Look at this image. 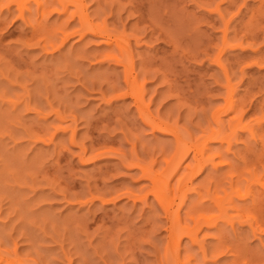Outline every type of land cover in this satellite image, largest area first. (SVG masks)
Instances as JSON below:
<instances>
[{
  "label": "rangeland",
  "instance_id": "obj_1",
  "mask_svg": "<svg viewBox=\"0 0 264 264\" xmlns=\"http://www.w3.org/2000/svg\"><path fill=\"white\" fill-rule=\"evenodd\" d=\"M59 1L0 0V264H264V0ZM78 7L111 38L82 33ZM124 51L154 117L193 143L226 133L205 154H226L217 170L189 179L192 153L169 168L173 135L144 125L131 97L108 103ZM229 95L241 109L225 110ZM207 186L233 188L221 212ZM200 201L213 223L194 222Z\"/></svg>",
  "mask_w": 264,
  "mask_h": 264
},
{
  "label": "bare ground",
  "instance_id": "obj_2",
  "mask_svg": "<svg viewBox=\"0 0 264 264\" xmlns=\"http://www.w3.org/2000/svg\"><path fill=\"white\" fill-rule=\"evenodd\" d=\"M35 2H36V4H37V6H39V4H40V2H39V0H34ZM57 1V0H56ZM61 1H63V0H61ZM67 1V0H66ZM74 2H79V0H73ZM44 2H46V1H44ZM51 2H52V0H51ZM70 1H68V3H69ZM58 3H61L59 0H58ZM52 6L53 5H55V3L54 4H52V3H50ZM65 4V3H64ZM66 4H67V2H66ZM58 5V4H57ZM56 5V6H57ZM60 5V4H59ZM63 5V4H62ZM22 8V7H21ZM63 8V7H62ZM58 8H56V9H54V10H57ZM64 10L65 9H67V8H63ZM78 9H79V11H80V15L77 13L78 12ZM78 9H77V12H76V10H75V12H76V14H78V18H80L79 20L80 21H78V22H80L79 23V25L80 26H82V27H84V29H82L81 27V30H82V33H84V31H86V32H89V31H92L91 33H94L93 31H95V29H96V27L94 28V30H92L93 29V26L94 25H92V23H91V21H89L88 19H87V14H84L83 13V10H81L82 9V7L80 8V7H78ZM47 10V9H46ZM66 11V10H65ZM8 12V11H7ZM75 12H72L73 14H71L70 16H74L75 15ZM20 16H22L21 17V19H24L23 18V11L21 10L20 11V15H19V18H20ZM72 18V17H71ZM96 26V25H95ZM98 27V26H97ZM102 27V26H101ZM103 27H105V26H103ZM87 29V30H86ZM97 29H100V31H98ZM96 29V31H98L97 33H96V35L98 34V35H100L101 36V33L104 35V36H106V37H110L111 36V34H113V33H111L109 30L108 31H106L105 30V28H97ZM89 30V31H88ZM81 33V32H80ZM81 33V34H82ZM66 36V35H65ZM113 36V35H112ZM69 37V36H68ZM68 37H66V38H68ZM113 37H115L114 39H112L113 40V43L116 45V46H118L119 48L118 49H121V51H123V50H127V49H125V48H123V46L121 45L122 44V42L118 39V37H116V36H113ZM112 37V38H113ZM65 37H64V39H66ZM111 38V37H110ZM109 38V39H110ZM63 39V40H64ZM108 39V40H109ZM107 39L105 38V41H106ZM107 40V41H108ZM112 40H110V41H112ZM54 43H55V40H52ZM52 41H50L48 44L51 46L52 44H53V42ZM61 41H62V39H61ZM65 41V40H64ZM64 41H62V43L64 42ZM106 41V42H107ZM120 42H121V44H120ZM51 43V44H50ZM61 43V42H60ZM61 43V44H62ZM107 43H109V42H107ZM112 43V44H113ZM226 43V39L224 38V40H223V44H225ZM39 44V43H38ZM56 44V43H55ZM54 44V45H55ZM114 45V46H115ZM53 46V45H52ZM57 46H59V45H57ZM61 46V45H60ZM122 46V47H121ZM56 49H58V48H56ZM113 51V50H112ZM116 51V50H115ZM125 52V51H124ZM124 52H120V54H115V56L117 57H119V55L121 56ZM111 54V53H110ZM124 54H127V55H124V57H122V58H117L116 60L119 62V63H121V65H123V68H124V76H123V79H122V81L124 80V89L121 91V92H118V94H116V93H114V90L112 91V87L114 86H112V87H110V90L112 91L111 93L112 94H115L113 97H109L108 99H107V101H108V103H112L111 102V99H113V98H122V99H124L125 97H131L132 98V100H133V102H134V104H135V108L138 110L137 111V113L139 112L140 113V115H141V122H143L144 123V125H146V126H149V128L152 130V132L154 131H162L163 133H170V134H172L173 135V139H175L174 140V143H176L175 144V146L174 147H176L175 148V151H174V153L172 154V156L171 157H169V159L167 160V161H165L166 162V166H170V165H172L173 166V170H176L175 168H179V165L182 163V161L186 158L187 159V157L192 153V158H191V163H189V165L188 166H186V167H188L189 168V170H188V172H187V170L185 171L186 172V174H185V172H183L184 174H185V176L188 174L189 175V173H190V175H189V179H192V176L193 175H197V173H199V172H201V169H203L204 167H206L207 166V164H210L211 166H212V168L214 169V170H217L218 169V165H221V164H224L225 163V161L223 162V160H221V162H219L218 164H216V163H214V158L215 157H221L222 159H224L225 157H226V154H224L222 151H220V150H218V151H216V152H214V153H212V154H210L209 156H205V154H206V151L207 150H209L208 148H209V143H211V142H214V141H218L220 144H222L224 141H226L228 144L230 143L229 142V139L227 140V135H226V133H224L223 132V130H221V129H217V130H209V129H206V130H208V132L207 133H204V134H207L204 138H202L201 140H199V138H198V140L199 141H197V142H191V139H190V137H188V139H187V136L185 137V136H183V133L178 129V128H176L177 126L175 125H169L168 124V122H164L163 120L161 121L160 119H158V116H157V118L156 117H154L153 116V112L152 113H150L151 111H149L148 109H147V107H148V105H146V103L144 104V93L146 92L145 91V75L143 76V78H140V79H142V80H140L139 81V79H138V75L135 73V71H134V67H133V62L131 61V59H129L128 58V53L127 52H125ZM113 56V55H112ZM123 56V55H122ZM115 57V58H116ZM262 57H264V55H262ZM218 58V57H217ZM112 60V59H111ZM122 85V86H123ZM118 87H116V85H115V87L116 88H119V85H117ZM101 88V87H100ZM168 89V88H167ZM227 89V88H226ZM230 89H231V86H230ZM100 90H102V89H100ZM109 90V89H108ZM174 90V89H173ZM118 91V90H117ZM145 91V92H144ZM170 91V90H169ZM100 92V91H99ZM106 93V92H105ZM100 94L103 96H101V98H105V94H103V92L101 91L100 92ZM231 94V93H230ZM110 96H112L111 94H110ZM227 96H228V94H227ZM233 98H232V96H230L229 95V97L227 98V100H226V103H225V106H224V108H225V110H233V111H235V109H238L239 107V105H242L243 104V101L241 102V100H240V102H241V104H239L240 102H234L233 100H232ZM245 102V101H244ZM146 105V106H145ZM239 109H241V106H240V108ZM237 111V110H236ZM241 111H245V110H241ZM240 110H239V112L237 113V115H238V119L239 118H241L242 116L241 115H243V113L241 112ZM158 112V111H157ZM157 114V113H156ZM139 115V116H140ZM261 119H264V117H262V118H260V120ZM240 120V119H239ZM257 120V119H256ZM258 122H259V119L257 120ZM261 121H264V120H261ZM257 122V123H258ZM260 123V122H259ZM258 123V124H259ZM262 123V122H261ZM260 123V125H262ZM237 127V126H236ZM202 131V130H201ZM202 132H205V129H203V131ZM204 134H202V136L204 135ZM121 160H123V161H126V158L125 157H122L121 158ZM153 161V160H152ZM132 164H134V165H138V166H140L141 168H142V170H143V172L145 173V174H148V176L151 178V181H152V183H153V185H154V193H156V194H158L157 196H159V193H161V195L163 196V194H162V192L161 191H159V189H160V187H159V184H158V182L161 180V179H158L157 177H155V176H152L151 175V172H150V169L149 168H147L145 165H143V164H141L142 162H139V161H137L136 160V158H132V162H131ZM172 163V164H171ZM229 164V163H228ZM150 165V164H149ZM230 165V164H229ZM172 166H170L169 168H171ZM171 169V170H172ZM186 169V168H185ZM196 169V170H195ZM172 172H174V171H172ZM182 173V174H183ZM169 176V175H168ZM167 176V177H168ZM170 177H171V175H170ZM182 177V176H181ZM191 177V178H190ZM194 177V176H193ZM182 178H185V177H182ZM187 179V178H186ZM178 185H181L180 183H181V178L179 179L178 178ZM185 180V179H184ZM233 179H231V181H232ZM163 181V180H162ZM169 181V180H168ZM190 181V180H189ZM240 181V180H239ZM164 182V181H163ZM230 182V181H229ZM228 182V183H229ZM241 182V181H240ZM239 182V183H240ZM162 183V182H161ZM231 183H233V182H230L229 183V185H232ZM164 186V185H163ZM178 187V186H177ZM211 188V187H210ZM209 188V186H207L206 188H205V192L203 193V195H201V197L204 199V201L206 200V201H209L210 203L212 202V205H214V206H216L215 208L216 209H219L220 210V212H221V210H223V209H225V206H224V204L225 203H227L226 201L231 197V195H233L232 193H233V188H231V186L229 187L230 188V192H225V191H223L224 192V195L222 196V195H220V194H215V193H213V192H210V189ZM238 188V187H237ZM165 189V188H164ZM178 189V188H177ZM176 189V190H177ZM193 189V188H192ZM240 188H238V190H239ZM155 190H156V192H155ZM193 190H195L196 191V189L194 188ZM236 191H237V189H236ZM235 191V189H234V193L236 192ZM246 191H247V189H246ZM249 191V190H248ZM247 191V192H248ZM194 192V191H193ZM238 192H240V191H237L236 193L238 194ZM218 193H219V191H218ZM236 193L234 194V195H236ZM155 194V195H156ZM245 193H243V197H245V195H244ZM160 195V196H161ZM240 196H242V194L240 195ZM239 196V197H240ZM255 197H257V200H259L258 201V203H256V204H258V205H260V206H264V205H262V204H260V202H261V200L260 199H262V197H264V192H262V193H259V194H257ZM163 199H165V207H167V209H165L166 210V213H167V211H169V206H170V208L172 207V202L170 201V200H168V199H166V197L164 196L163 197ZM255 199V201H257L256 200V198H254ZM230 200V199H229ZM228 200V201H229ZM182 201V200H181ZM199 202V201H198ZM202 203H203V200H202ZM254 203V202H253ZM181 205V204H180ZM203 205V206H202ZM209 204H207V206L205 207L204 206V204H201V201H200V204H199V206L198 207H195L194 208V210H193V214H191L192 216L194 215V214H196V213H198V215H196V217H195V219H193L194 220V222L196 223V224H202V223H205V225L207 224H210V223H213L214 221H215V217H214V220H213V222H212V216H210L211 214H212V209H213V206H208ZM193 206H195V205H193ZM254 207L256 206L257 207V205H253ZM224 207V208H223ZM260 208V207H259ZM259 208H257V209H259ZM262 209V208H261ZM190 211V210H189ZM216 211H218V210H216ZM219 212V211H218ZM219 212V213H220ZM226 211H224L223 213H225ZM258 212V211H257ZM262 212H264V211H262ZM261 212V213H262ZM169 213V212H168ZM260 213V212H259ZM178 214V213H177ZM262 214H264V213H262ZM213 216H215L214 215V213L212 214ZM220 215V214H219ZM216 216L217 218H220V216ZM224 214H222L221 215V217H224L223 216ZM227 215V214H226ZM177 216H179V214L177 215ZM255 216V215H254ZM262 217H264V215H261ZM175 217H176V215H175ZM261 218V217H260ZM177 219V218H176ZM217 223V222H216ZM216 223H214V225L216 224ZM261 226H262V228H264V218H261ZM259 223V224H260ZM173 225V224H172ZM204 225V224H203ZM210 226V225H209ZM169 227H171L170 228V230H169V234H170V237L173 239V240H175V238H176V236L177 235H179V234H177L176 235V232H178L179 231V229H181V228H179L178 229V227L179 226H176L175 225V223H174V226L172 227V226H169ZM182 229H185V231H186V228H182ZM262 230H264V229H262ZM181 231V230H180ZM183 231V230H182ZM194 232V234H196L195 232H196V230L194 231V230H187V232H185V233H187L186 235H189L191 238H193V232ZM182 234H184V232L182 233ZM176 235V236H175ZM185 235V234H184ZM179 236H177V238H178ZM195 239V238H194ZM193 239V240H194ZM172 240V241H173ZM177 242V241H176ZM223 249V248H222ZM230 250V249H229ZM220 253H223V252H221L220 251ZM2 258V257H1ZM236 260V259H235ZM234 260V261H235ZM238 260V259H237ZM237 260L235 261L237 264H238V262H237ZM10 261V260H9ZM11 262V261H10ZM261 262H264V260H261ZM6 263H8V264H12L13 263V261L11 262V263H9V262H6ZM173 264H179L178 262H175V263H173ZM235 264V263H234ZM240 264H246V263H240ZM249 264H257V261H252L251 263H249Z\"/></svg>",
  "mask_w": 264,
  "mask_h": 264
}]
</instances>
